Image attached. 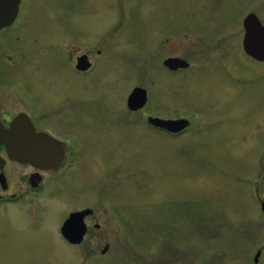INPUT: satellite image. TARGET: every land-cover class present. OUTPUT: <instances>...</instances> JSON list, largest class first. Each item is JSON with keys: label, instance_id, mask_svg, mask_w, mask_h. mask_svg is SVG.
Segmentation results:
<instances>
[{"label": "rangeland", "instance_id": "1", "mask_svg": "<svg viewBox=\"0 0 264 264\" xmlns=\"http://www.w3.org/2000/svg\"><path fill=\"white\" fill-rule=\"evenodd\" d=\"M34 2L36 15L49 12L54 21L72 22L70 31L82 35L78 43L86 42L75 54L88 52L104 68L90 78L99 84L75 86V99L63 98L70 91L65 76L40 73L41 62L20 69L33 97L47 94L50 126L86 141L88 173L102 178L93 194L109 187L121 199L122 228L99 232L109 253L100 254L105 244L94 234L85 249L92 253L75 250L72 264H246V231L264 225L248 191L256 179L264 184V62L245 54L243 22L254 13L264 26V0ZM57 33L59 41L47 43H59L64 54L70 41L61 29ZM169 56L185 58L190 69L169 76L162 66ZM7 79L10 74L0 77ZM151 86L152 112L187 116L195 128L202 119L203 132L192 127L172 139L129 112L124 102L131 90ZM1 107L16 114L11 104ZM44 171L50 177L45 224L53 227L66 206L50 190L63 183ZM82 203L93 206L95 198ZM26 224L31 229L27 218H1L0 264L68 262L67 249L41 242V225L27 233Z\"/></svg>", "mask_w": 264, "mask_h": 264}, {"label": "flooded vegetation", "instance_id": "2", "mask_svg": "<svg viewBox=\"0 0 264 264\" xmlns=\"http://www.w3.org/2000/svg\"><path fill=\"white\" fill-rule=\"evenodd\" d=\"M37 4L34 0H0V77L8 74L12 77V79L0 81V127L7 130L16 119H25L36 133H43L62 145L63 161L54 171L49 170V173L55 179H60L63 189H61L62 185L57 183L58 187H53L50 192L57 198L59 205L66 206V209L53 218V227L45 224L49 208L44 204L43 197L44 192L49 188L50 177L44 176V173L48 172L29 163L11 160L5 146L0 145V211L7 214L5 217H0V220L6 217L27 218L31 228L28 229L26 224L27 233H32L34 227L41 225V233L44 237L41 238V242H44V245L53 243V246L60 245L67 249L64 257L68 258V262L65 264H72L75 263V250L84 249L85 254L92 253L85 249H88L92 243L90 238L94 234V238L99 240V245L102 242L105 244L100 254L105 256L109 253L110 245L104 242L105 237L101 238L104 233L99 232L108 227H111L113 231H119L122 228V212L119 204L121 199L117 198L115 193L109 192L111 191L109 187L101 189L96 195L93 194L95 183L101 184L102 178L97 179L95 173H88L86 141L76 134H60L50 126L47 120L48 114L44 112V108H50L47 94L40 90L39 100L33 97L28 92L29 84L24 80L28 77H26L27 73L20 69L25 64L41 62L43 65L40 73L52 78H56L57 75L65 76L67 81L64 80V82L70 87V91L63 95V98L75 99V86L87 85L86 82L99 84L90 78L93 73L96 74L94 79L99 78L104 68L98 69V62L88 52L75 54V51L79 50L77 47L81 45L77 41L78 35H82L79 33L75 35L70 31L72 22L65 23L61 18L54 21L55 19L48 15L49 12H46V15L44 13H41V16L36 15ZM250 14L254 13L248 15ZM57 27L63 31L62 34L60 33L61 36L63 35L64 38L67 36L70 41L67 52L64 54L60 52L59 43L56 45L47 43V40L51 39L59 41ZM85 44L86 42L83 43L84 46ZM220 51L226 53V48L222 47ZM173 65L180 67H173ZM53 66L58 69L53 70ZM162 66L167 74L173 77L190 69L189 62L185 58L175 56L166 57ZM226 71L232 79L235 78L231 70ZM90 88L87 92L88 98L92 90V87ZM135 90L143 91L142 95L139 92L142 103L136 109H132L129 107L128 100ZM155 93L154 86L148 89L134 87L124 102L125 107L129 112L137 114L152 131L163 133L169 138L177 139L190 133L191 128L194 127L191 118L183 115L165 117L152 112L151 105ZM5 104L13 105L16 114L10 115L9 112L2 111L1 105ZM148 108H150L149 111ZM91 111L88 109L86 113ZM87 116L85 114V119ZM150 119L164 121L170 128L173 122L181 121L180 128L173 132L156 127L149 122ZM201 120L196 119L197 128L194 127L196 134L203 132L202 129L206 125ZM85 126L89 127V125ZM92 174L93 177H90ZM248 191L250 200L264 217V184L262 185L256 179L250 184ZM93 197L95 198L93 206L83 205L82 202L90 203ZM23 227L20 224L19 228ZM246 232L249 235H246L244 241L246 245L249 244L246 264H264V225L260 226L258 231ZM48 233L50 235L46 238ZM253 233L255 237H251ZM81 264L88 263L85 261Z\"/></svg>", "mask_w": 264, "mask_h": 264}, {"label": "water", "instance_id": "3", "mask_svg": "<svg viewBox=\"0 0 264 264\" xmlns=\"http://www.w3.org/2000/svg\"><path fill=\"white\" fill-rule=\"evenodd\" d=\"M243 28L245 31L243 38L245 53L264 62V26L255 15L250 14L244 20ZM180 66L183 65L180 64ZM180 66L173 65V67ZM139 92L141 95L143 94V91L135 90L129 97L128 104L132 109H136L142 103ZM149 122L156 127L175 132L180 128L179 122L181 121L173 122L171 128L165 122L157 119L149 120ZM0 145L5 146L11 160L29 163L41 169L54 171L63 161L62 145L43 133H36L25 119H16L7 130L0 127Z\"/></svg>", "mask_w": 264, "mask_h": 264}]
</instances>
